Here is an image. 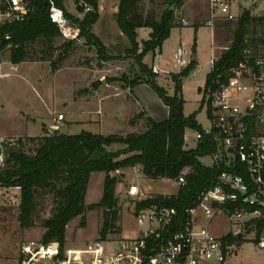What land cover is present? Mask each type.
Returning a JSON list of instances; mask_svg holds the SVG:
<instances>
[{
  "label": "rangeland",
  "instance_id": "rangeland-1",
  "mask_svg": "<svg viewBox=\"0 0 264 264\" xmlns=\"http://www.w3.org/2000/svg\"><path fill=\"white\" fill-rule=\"evenodd\" d=\"M75 1L62 0L63 7L74 17L82 19L85 10L81 11ZM171 1L140 0L135 8L141 15L157 20ZM96 2L99 18L92 26V32L104 45L102 53L81 38L74 42L55 71L52 70L51 61L64 49V41L60 37L51 43L40 39L32 42L28 48L29 60L18 64L16 68L10 64L9 51L5 55L3 72L8 75L0 78V135L28 134L16 136L24 138L22 150L28 155L35 153L39 145L37 137L53 133V129L62 134L119 131L125 135L128 131L144 130L147 116L157 122L167 117L166 106L151 88L143 86L146 83L131 86L132 80H144L146 75L141 72L128 38L117 25L115 13L118 0ZM205 4V0H184L182 6L173 7L176 22L182 26L181 19H185L188 25L173 27L161 49L146 52L141 60L151 71L152 67L158 70L154 78L156 84L164 88L168 95H173L175 83L171 74L180 72L190 63L192 56L195 57L196 63L181 81V95L184 100L183 113L186 116L195 113L196 122L201 128L209 126L203 103L204 83L210 72L209 60L222 46L230 45L236 23L235 18L220 17L213 21L212 26H208L205 24L208 19ZM237 4L235 0L231 10L233 16L240 13ZM263 8L264 0L259 9L256 4L249 7L254 16H264ZM190 12L192 17L188 18L187 14ZM247 37L254 39L249 45L253 51L264 53V21L251 23ZM148 38V28L140 27L135 30L138 52H143L144 41ZM179 46L186 52L182 63L176 57ZM41 58L45 60H40ZM102 96L105 97L100 98ZM82 97L90 100L81 101ZM139 113L142 115H138ZM58 114L63 115L60 121ZM55 125L58 129L53 127ZM196 131L193 128L185 130L186 149L197 148L194 137ZM120 147L122 146L119 144H113L108 149ZM198 160L203 166L211 164L209 155L199 156ZM11 164L12 162L9 163ZM126 175L128 180L123 179L120 174L121 182L116 185L115 195L120 213L115 222L116 232L109 233L106 238L109 240L106 243L109 250L116 247L117 240L121 237L134 236L145 228V225L136 224L130 210L133 205L124 197L127 185L134 180L133 171H127ZM67 177L66 169H62L48 185L35 190L32 226L28 228H21L19 225L20 190L0 184V264H19L16 246L28 241L41 242L46 230L44 222L53 216L63 202L60 192ZM103 179L104 173H91L84 196L85 206L99 201ZM139 183L148 195H173L178 190L174 181L166 179L148 180L140 177ZM128 204L131 206L128 207ZM197 215H200L199 212ZM102 221V208L86 209L82 216H76L67 223L62 244L82 247L97 239ZM196 224L197 227H206L218 238L229 234V221L222 215H200ZM123 227L125 232L120 234ZM117 229L120 231L117 232ZM247 230L233 241V252L225 264H264V250L257 247L256 231L252 228ZM260 236L264 237V232Z\"/></svg>",
  "mask_w": 264,
  "mask_h": 264
},
{
  "label": "built area",
  "instance_id": "built-area-1",
  "mask_svg": "<svg viewBox=\"0 0 264 264\" xmlns=\"http://www.w3.org/2000/svg\"><path fill=\"white\" fill-rule=\"evenodd\" d=\"M242 1L237 0L240 12ZM48 2L49 20L58 28L60 38L80 41L79 28L69 21L55 0ZM234 2L206 0L205 24L212 26L220 17H237L239 14H231ZM75 3L83 6L85 12L90 10L87 0ZM32 10L30 0H0V78L8 75L3 72V64L12 39V33L5 28L24 21ZM181 24L186 26L188 22L181 19ZM185 54L179 46V63ZM219 58L220 50L209 60L210 72L215 74L213 84L203 90L209 126L197 130L194 137L197 145H210L207 155L211 164L205 167L217 166L221 170L198 193L194 204L185 209L183 225L173 230L176 209L161 202L136 209L138 201L154 199L156 195H147L139 185L130 183L124 197L133 205L130 210L136 224L145 225L138 234L121 237L113 250L106 248L109 240L98 238L82 247L64 246L59 241H28L19 246V264H225L233 252V242H223L224 237L218 238L196 223L200 215H222L229 221L228 233L238 239L249 228L256 231L254 220L264 219V53L247 48L243 55L222 66L218 65ZM152 72L157 74L158 70L152 67ZM57 118L60 121L63 115L58 114ZM53 127L58 129L57 125ZM19 148V137L0 135V168L5 166L9 150ZM134 170L137 172L135 167ZM190 172L187 166L175 179H164L174 181L179 188L185 186ZM120 174L121 169L110 172L111 176ZM256 241L257 247L264 250V237L259 236Z\"/></svg>",
  "mask_w": 264,
  "mask_h": 264
},
{
  "label": "trees",
  "instance_id": "trees-1",
  "mask_svg": "<svg viewBox=\"0 0 264 264\" xmlns=\"http://www.w3.org/2000/svg\"><path fill=\"white\" fill-rule=\"evenodd\" d=\"M140 0H118L115 18L120 31L128 38L132 52L136 55L141 72L146 75L144 80H132L131 86L146 83L161 99L166 106L168 115L162 121H154L147 116V125L140 132L113 133L103 135L82 131L77 134H62L57 131L48 135L37 137L39 145L33 155H28L22 150L24 138L19 137L21 148L9 150L6 164L0 168V184L6 187L20 188L19 225L21 228L32 226V210L34 192L37 188L49 184L62 169H66L67 181L60 192L63 202L54 212L53 216L44 222L45 232L41 242H63L67 223L76 216H82L86 209H103V221L98 232V239L106 240L109 233H115V222L120 213L118 198L115 195L116 185L121 182L119 175H110L118 169L140 166L144 177L151 180L175 179L180 171L189 166L191 172L186 176L185 186L179 187L177 192L168 197L156 194L154 199H145L136 203V209L147 206L152 202H161L176 209L173 230H178L184 223L185 209L192 206L198 193L207 188L212 178L219 173L220 167L208 168L203 166L199 156L210 153L211 148L207 143H199L195 149L184 148V135L187 128L201 130L198 126L195 113L186 116L183 113L184 100L181 95V81L196 63H190L180 72L171 74L174 81V94L168 95L167 91L156 84L155 73L141 62L143 55L148 51L160 50L163 41L169 36L173 27L179 26L176 22L174 10L182 6L184 0H172L162 11L157 20L141 15L136 10ZM65 16L80 30V37L86 43L96 47L102 53L104 45L98 36L92 32V26L99 18L96 0H87L91 9L85 12L82 19L68 13L62 0H55ZM33 10L27 18L5 28L12 33L8 59L11 64L18 65L28 61L29 45L36 40L51 43L60 37L58 28L49 20L48 0H30ZM83 11L84 7L80 6ZM235 29L230 45L222 46L218 65H225L230 59H235L244 54L245 49H251L250 43L254 39L247 37L249 25L253 22L264 21V16H254L250 9L242 8L235 17ZM144 27L149 29V38L144 41L143 52L137 51L135 30ZM74 41H64V49L58 57L51 61L52 70L58 65L73 47ZM252 50V49H251ZM40 60H45L41 58ZM213 75H206L204 88L212 85ZM138 115H142L139 113ZM33 139V137H28ZM113 144L122 147L108 149ZM12 162L11 165L9 163ZM92 172L104 173L103 190L98 202L88 206L84 204L87 183ZM256 224L257 238L264 231V219L253 221ZM84 225V223H82ZM115 231V232H114ZM120 230L117 229V232ZM235 240L230 234L223 238V242L231 243Z\"/></svg>",
  "mask_w": 264,
  "mask_h": 264
},
{
  "label": "crops",
  "instance_id": "crops-1",
  "mask_svg": "<svg viewBox=\"0 0 264 264\" xmlns=\"http://www.w3.org/2000/svg\"><path fill=\"white\" fill-rule=\"evenodd\" d=\"M206 1V0H205ZM259 1V3H257ZM262 2H263V0H256L255 2H253V0H243L242 2H241V7L242 8H247V9H249V7L250 6H252L253 4H256V7H257V9H259L260 8V6H261V4H262ZM117 5H118V3H117ZM205 6H206V9H207V5L205 4ZM117 7V6H116ZM262 11H264V8L262 9ZM187 14V13H186ZM208 15V14H207ZM187 16H188V18H190V17H192V14H191V12H190V14H187ZM206 17V16H205ZM205 17H204V19H205ZM195 19V18H194ZM195 23H196V25H198V23L195 21ZM187 26V25H186ZM178 27H182L181 25H179ZM186 55V54H185ZM194 56H192V58H193ZM195 58V57H194ZM195 61H196V59H195ZM140 86H142V85H140ZM143 86H146V87H148V88H150L148 85H143ZM137 88V87H136ZM135 88V89H136ZM135 89H134V93H135ZM103 97H105V96H102V97H100V98H103ZM81 101H89L90 100V98H88V97H82L81 99H80ZM167 115H168V111H167ZM89 122V124H90V120L88 121ZM47 129L48 130H50V127H47ZM129 132H133V131H128V133ZM100 133V132H99ZM113 133H119V131H113V132H109V133H100V134H103V135H107V134H113ZM22 135H27L28 136V134H16V135H6V136H22ZM185 136V135H184ZM184 140H185V137H184ZM185 148V147H184ZM186 149V148H185ZM134 167H135V169H137V172L134 170ZM134 167H127V168H123V169H121V174L123 175L122 177H123V179L125 178V180H128V175H126V172L127 171H133V173H134V180L132 181V183H135V184H137V185H139L140 186V183H139V181H140V177L141 178H143V179H147L146 177H144L143 176V174H142V172H141V168H140V166H138V165H135ZM93 173V172H92ZM100 173H102V172H100ZM91 175V174H90ZM148 180H151V179H148ZM150 194H157V193H150ZM148 195V194H147ZM125 229H124V227H123V229H122V231L120 232V234H122V233H124L125 231H124ZM18 250H19V247L18 246H16V253H17V255L16 256H18L19 255V252H18Z\"/></svg>",
  "mask_w": 264,
  "mask_h": 264
},
{
  "label": "water",
  "instance_id": "water-1",
  "mask_svg": "<svg viewBox=\"0 0 264 264\" xmlns=\"http://www.w3.org/2000/svg\"><path fill=\"white\" fill-rule=\"evenodd\" d=\"M257 3H259V1H258ZM171 9H173V7H171ZM191 59H193V60L195 61V58H194V57L191 58ZM16 66H17V65H14V67H16ZM51 132H54V129H53Z\"/></svg>",
  "mask_w": 264,
  "mask_h": 264
}]
</instances>
